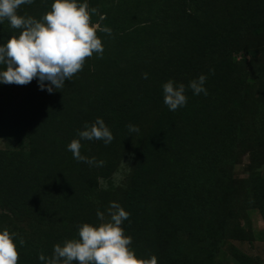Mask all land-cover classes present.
Masks as SVG:
<instances>
[{
    "label": "trees",
    "instance_id": "16d2710c",
    "mask_svg": "<svg viewBox=\"0 0 264 264\" xmlns=\"http://www.w3.org/2000/svg\"><path fill=\"white\" fill-rule=\"evenodd\" d=\"M53 2L34 0L18 15L41 20ZM87 3L98 10L90 23L102 57L86 58L52 94L36 79L0 84V140L7 142L0 149V231L17 234L18 264H41L40 254L50 257L54 245L78 239L83 224L103 223L97 211L108 216L112 202L130 213L122 228L137 258L230 264L221 256L226 243L252 240L238 206L264 222V0ZM21 32L5 20L0 44ZM202 74L207 95H194L187 86ZM169 80L186 86V107L164 104ZM98 117L114 139L83 140L81 153L102 167L68 151ZM129 124L139 132L130 133ZM245 155L251 174L239 182L233 169ZM126 161L129 172L117 184ZM233 259L256 264L238 249Z\"/></svg>",
    "mask_w": 264,
    "mask_h": 264
},
{
    "label": "clouds",
    "instance_id": "9594fccd",
    "mask_svg": "<svg viewBox=\"0 0 264 264\" xmlns=\"http://www.w3.org/2000/svg\"><path fill=\"white\" fill-rule=\"evenodd\" d=\"M34 0H0V24L7 20L11 28L22 30L18 37L0 44V84L28 85L37 80L41 91L49 94L63 89L66 81L83 70L86 58L93 54L103 55L104 47L97 36V26L90 23L91 15L97 9H89L87 0H54L52 10L41 20L18 15L21 5H31ZM111 35L108 27L100 29ZM6 68V70H4ZM214 71V70H212ZM148 78V74H144ZM207 76L200 75L189 82L194 95H207ZM47 82V83H46ZM186 86L173 80L163 84L164 104L170 111L186 107L188 97ZM129 132H139V127L129 124ZM79 139L68 145L77 162L89 166L102 167L104 161L82 155L81 141L102 140L110 144L114 136L102 118L78 131ZM105 213L97 211L103 223L83 224L79 228L78 239L67 240L63 246L56 244L50 257L39 255L41 264H157V257L139 259L131 249L132 238L125 235L122 224L130 213L120 204L112 202ZM16 233L8 229L0 231V264H18L19 254L14 242ZM23 244V240L19 242Z\"/></svg>",
    "mask_w": 264,
    "mask_h": 264
},
{
    "label": "rangeland",
    "instance_id": "374dc122",
    "mask_svg": "<svg viewBox=\"0 0 264 264\" xmlns=\"http://www.w3.org/2000/svg\"><path fill=\"white\" fill-rule=\"evenodd\" d=\"M7 148V142L0 140V149ZM130 169V163L126 161L121 168L120 173L117 175L116 183L121 184L125 181L126 175ZM251 161L249 155H245L241 160L237 162L233 169V177L235 180L242 182L246 181L250 177ZM240 210L239 224L247 230L252 236V240L249 242H240L231 240L228 241L222 251L221 256L223 259H229L230 264H236L233 259L234 249H238L248 256L253 257L256 260V264H264V222L261 215L256 210H247L238 206ZM106 221L110 219L106 216Z\"/></svg>",
    "mask_w": 264,
    "mask_h": 264
}]
</instances>
